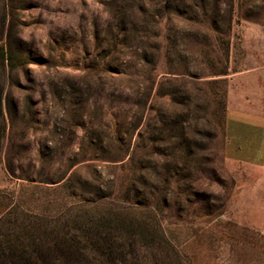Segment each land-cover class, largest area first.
Returning a JSON list of instances; mask_svg holds the SVG:
<instances>
[{"label":"rangeland","instance_id":"374dc122","mask_svg":"<svg viewBox=\"0 0 264 264\" xmlns=\"http://www.w3.org/2000/svg\"><path fill=\"white\" fill-rule=\"evenodd\" d=\"M1 47L26 59L0 64L1 239H74L104 264L99 223L126 264H264V169L224 156L236 75L264 69V0H0Z\"/></svg>","mask_w":264,"mask_h":264},{"label":"trees","instance_id":"16d2710c","mask_svg":"<svg viewBox=\"0 0 264 264\" xmlns=\"http://www.w3.org/2000/svg\"><path fill=\"white\" fill-rule=\"evenodd\" d=\"M19 60L22 64L21 66L25 65L26 59L22 58L20 56L14 55V52L9 50H4L2 47L0 48V64L3 74L7 73L6 71H11L14 69V66L16 63L15 59ZM213 76H227V68L224 69V71L218 73L217 75L214 74ZM179 91H169L167 93H163L161 96L166 97L169 101V103H172L174 108L175 106H180L182 103H179V101H176L177 95H179ZM173 108V109H174ZM175 110V109H174ZM179 110V114L176 115V113H172V115H175L174 118H168V121L165 122V119H163L160 115L157 122L160 124V127L158 128L160 139H162V133L165 132L166 140H170L173 138L174 133L176 131H180L182 129L181 119L182 116H180V113L182 114V110ZM225 110V107L223 108V111ZM225 115V114H224ZM0 122L1 125V132H5V128L7 126V119L4 116V110L2 105V100L0 97ZM181 132V131H180ZM0 138L2 139V133L0 135ZM139 138V136H138ZM117 141L119 143V150H121V162H123L125 159L128 162H133V159L135 158V153L137 149L135 147L131 150L130 145L127 143L125 144L121 139L117 138ZM151 142H154L153 140ZM154 145V143H151ZM137 147V146H136ZM119 160V161H120ZM126 161V163H128ZM126 164L125 162L122 163V166L124 167ZM5 167L7 172L10 175H13V169L11 167L10 159L6 157L5 155ZM173 175L176 179L180 178L182 175V171L177 170V168L172 169ZM177 188H179L178 185H175ZM196 195L197 193L194 192ZM130 203L129 206L131 208H137L138 203L134 202H127ZM196 203V202H193ZM145 207V206H143ZM148 209V207H146ZM150 209V208H149ZM102 225V224H101ZM101 225L98 223L96 225L95 230H93V227L91 229L90 236L85 238V241L92 243L91 247L96 253L98 252L99 256L103 258L104 264H117L123 262L126 264L127 255L129 253L126 252L125 244L123 246L121 245H114L115 242H113V238L110 237L109 233L107 236L106 234H102V230L100 229ZM99 229V230H98ZM105 232V231H103ZM64 237H57L55 239V242L53 244L46 245L45 240H39V238L32 241V244H30L27 249L26 247L17 244V241L14 239V243L9 241L8 239H1L0 238V264H83V261L87 259V256L82 252L81 249H78L77 246H75L76 241L74 242V239H63ZM14 244V245H11ZM121 246V247H120ZM127 247H130V245H127ZM131 252V251H130ZM117 258V259H116Z\"/></svg>","mask_w":264,"mask_h":264},{"label":"crops","instance_id":"0c3cea01","mask_svg":"<svg viewBox=\"0 0 264 264\" xmlns=\"http://www.w3.org/2000/svg\"><path fill=\"white\" fill-rule=\"evenodd\" d=\"M234 98L228 93L225 112L226 160L264 169V69L236 75Z\"/></svg>","mask_w":264,"mask_h":264}]
</instances>
